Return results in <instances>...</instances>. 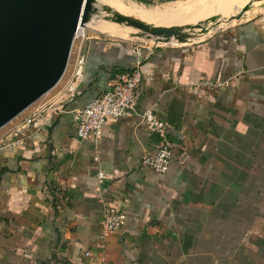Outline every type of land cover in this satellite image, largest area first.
<instances>
[{
    "label": "crops",
    "instance_id": "crops-1",
    "mask_svg": "<svg viewBox=\"0 0 264 264\" xmlns=\"http://www.w3.org/2000/svg\"><path fill=\"white\" fill-rule=\"evenodd\" d=\"M231 1L207 13L198 5L189 18L225 7L222 17L233 16ZM131 45L90 37L76 96L43 113L16 147L0 148V264H264V11L142 57ZM138 62L139 108L155 110L166 138L132 115L110 120L99 140L80 139L74 111ZM74 65L39 103L63 89ZM166 141L172 157L159 174L143 157ZM106 206L127 218L102 238Z\"/></svg>",
    "mask_w": 264,
    "mask_h": 264
},
{
    "label": "water",
    "instance_id": "water-1",
    "mask_svg": "<svg viewBox=\"0 0 264 264\" xmlns=\"http://www.w3.org/2000/svg\"><path fill=\"white\" fill-rule=\"evenodd\" d=\"M225 8L207 19L162 26L108 5L99 8L97 0H0V130L61 82L79 26L95 16L104 13V21L133 30L132 38L182 45L224 29L210 32L203 24L222 17ZM263 10L264 0L246 7L236 22L248 11Z\"/></svg>",
    "mask_w": 264,
    "mask_h": 264
},
{
    "label": "built area",
    "instance_id": "built-area-1",
    "mask_svg": "<svg viewBox=\"0 0 264 264\" xmlns=\"http://www.w3.org/2000/svg\"><path fill=\"white\" fill-rule=\"evenodd\" d=\"M80 29L81 27L79 26L72 47L71 54H73L77 40H80L76 51L73 73L69 81L63 89L50 97L46 103L39 102L50 95L59 84L51 92L18 116L15 120L22 117L26 112L31 111L30 114L25 115L19 120V123L16 124L8 134L0 139V148L16 147L20 143V137L29 127L36 123L43 113L52 110L55 112H62L64 110V103L76 96L85 75V43L89 39L86 33L84 35L81 34ZM137 39L132 43L131 50L132 53L138 57H142L143 50H152L161 45V43L155 42L154 40ZM142 82L143 72L141 63L138 62L132 69L110 79L106 92L98 96L84 108L75 110L74 119L77 123L79 138L83 140H99L104 136L106 126L110 120H119L135 115L142 120L148 121L153 130L165 139L167 131L166 123L158 120L154 109L141 110L139 108ZM14 138L15 141H12ZM172 152L173 147L171 143L166 141L156 153L144 155L143 164L159 174H165L169 170ZM99 178L100 180L104 179V175L100 174ZM126 218V214L118 207L106 206L101 221L102 238H106L122 229L125 225Z\"/></svg>",
    "mask_w": 264,
    "mask_h": 264
},
{
    "label": "rangeland",
    "instance_id": "rangeland-1",
    "mask_svg": "<svg viewBox=\"0 0 264 264\" xmlns=\"http://www.w3.org/2000/svg\"><path fill=\"white\" fill-rule=\"evenodd\" d=\"M261 1H263V0H259L258 3ZM101 2H103L102 4H108L110 2H112L113 4H117L119 9H121L122 11L128 12L129 14L136 16L140 19H143L146 21H153V22L163 19L161 22H164V23L167 21H171L174 19L181 18L185 13V10H186L185 8H186L187 4L189 3L188 0H180L179 2L173 3L172 5H161V4H157L155 1H151V0H101ZM251 4H252L251 1L248 0V2L244 6L246 7V6H249ZM206 6H209V4L203 5V7H206ZM244 6L242 8H244ZM160 9L166 10V14H163V16L158 14V13L153 14L152 11H159ZM140 11H143L142 14L139 13ZM208 11H210V10H207L206 13ZM210 14H212V13H210ZM252 16H255V15H251V16L245 18V20L252 17ZM243 21H244V19H243ZM237 23L238 22H235L232 25H235ZM232 25H228V26H224V27L227 28V27H230ZM87 27H88L87 31H86L87 38H90V37L109 38V39H115L117 41H126L129 43H134L135 40L137 39V38H132L130 36V34L128 35V32L123 30V29H128L125 26L109 24L106 21L100 20V19L99 20H93L92 22H90L88 24ZM217 30H219V29H217ZM142 40H147V39H142ZM79 41L77 40L73 54H71V56H70L69 64L71 62V67H72V64H74V62H75V52L78 49V46L80 43ZM47 100H48V98H47Z\"/></svg>",
    "mask_w": 264,
    "mask_h": 264
},
{
    "label": "bare ground",
    "instance_id": "bare-ground-1",
    "mask_svg": "<svg viewBox=\"0 0 264 264\" xmlns=\"http://www.w3.org/2000/svg\"><path fill=\"white\" fill-rule=\"evenodd\" d=\"M98 1V6H99V8L100 7H102L103 5H108V6H110V7H112L114 10H116V11H119V12H121V13H123V14H126V15H129V16H132V17H135V18H138V17H136V16H133V15H131V14H129L128 12H125V11H122L121 9H119V7L117 6V4H113L112 2H110V3H108V4H102L103 2H101V0L99 1V0H97ZM217 1H221V0H190L189 1V3L187 4V6H186V10H185V13H184V15L181 17V18H179V19H174V20H171V21H167V22H161V21H147V22H151V23H155V24H157V25H162V26H165V25H170V24H177V23H184V22H192V21H198V20H200V19H207V15L204 13L203 15L202 14H199V15H192L191 16V18H189L190 16H189V12L194 8V7H196V6H198V5H200V6H203V5H205V4H209V6H206V7H203V9H201L199 12H205V11H207V10H213L214 8H215V6L216 5H218L220 2H217ZM215 2H217V3H215ZM231 2H235V3H231V4H233V5H237V7H236V10H234L233 11V13H231L233 16H230L229 17V14H230V12L229 13H227V15L226 16H223L221 19L219 18V19H217L216 21H209V22H207V23H204L203 25H205L204 27L205 28H208L209 29V31L210 32H213L214 30H217V29H220V28H222V27H224V26H228V25H232L234 22H236V18L237 17H240L239 15H242L243 14V11H244V9H246V7H250V5L249 6H244L246 3L242 0H238V1H231ZM230 3V2H229ZM211 4V5H210ZM244 6V8H242ZM235 8V7H234ZM233 8V9H234ZM167 9V8H166ZM176 9V8H175ZM173 10V9H172ZM169 11V10H168ZM177 11V10H176ZM264 11V10H263ZM142 12L143 11H140L139 13H141L142 14ZM153 12V14H160V15H162L163 16V14H166V10H162V9H160L159 11H152ZM250 12V11H249ZM138 13V14H139ZM137 14V15H138ZM174 14V13H173ZM247 14V13H246ZM244 15V16H247V15ZM250 14H251V12H250ZM253 14V13H252ZM145 15V14H144ZM238 15V16H237ZM254 15H255V13H254ZM105 16V14L104 13H101L100 14V16H95L94 18H93V20H103V17ZM237 16V17H236ZM154 17V16H153ZM245 18H247V17H243L242 19H241V21L243 20V19H245ZM140 19V18H139ZM92 20V21H93ZM141 20H143V19H141ZM91 21V22H92ZM144 21H146V20H144ZM205 21V20H204ZM107 23H109V24H113V23H111V22H107ZM209 23H210V25H209ZM89 24V23H88ZM88 24L87 25H85V26H83V27H81V29H80V32H81V34L82 35H84L85 33H86V31H87V26H88ZM114 25H116V24H114ZM210 26V27H209ZM123 30H125L126 32H128V35L129 34H131V33H133V30H131V29H123ZM197 39H199V38H196V40Z\"/></svg>",
    "mask_w": 264,
    "mask_h": 264
}]
</instances>
